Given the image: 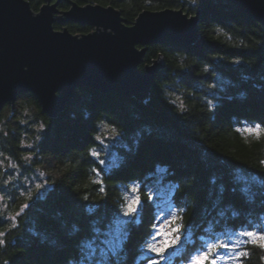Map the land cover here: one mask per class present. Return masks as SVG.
Masks as SVG:
<instances>
[{"label": "trees", "instance_id": "obj_1", "mask_svg": "<svg viewBox=\"0 0 264 264\" xmlns=\"http://www.w3.org/2000/svg\"><path fill=\"white\" fill-rule=\"evenodd\" d=\"M25 1L34 12L45 2ZM70 1L113 7L127 25L144 10L180 9L198 15L200 37L194 45L147 48L139 71L157 55L165 66L142 97L79 88L54 119L30 94L1 112L0 160L20 166L30 155V169H41L50 187L42 197L8 203L20 215L0 231L5 230L0 264H83L81 245L98 227L107 242L89 264H149L159 259L147 245L161 213L170 217L168 233L183 226L175 245L182 248L172 264H186L185 257L202 245L264 230V133L257 138L245 130L264 121V27L228 0ZM64 27L72 34L92 30ZM102 128L120 133L110 144L115 158L107 166L90 154L100 150L96 137ZM136 198L141 204L135 216H123ZM172 217L180 219L173 223ZM117 219L123 221L119 233L106 227ZM245 248L250 255L241 258L243 264H264V250L251 243L239 250Z\"/></svg>", "mask_w": 264, "mask_h": 264}, {"label": "water", "instance_id": "obj_2", "mask_svg": "<svg viewBox=\"0 0 264 264\" xmlns=\"http://www.w3.org/2000/svg\"><path fill=\"white\" fill-rule=\"evenodd\" d=\"M228 1L264 27V0ZM60 3L68 9L60 10ZM55 23L62 29L55 30ZM66 24L92 30L72 34ZM199 37L198 15L180 9L144 10L127 25L110 6L45 0L34 12L25 0H0V111L30 94L54 119L79 88L142 97L165 66L157 55L140 72L147 48L165 42L194 45Z\"/></svg>", "mask_w": 264, "mask_h": 264}, {"label": "snow or ice", "instance_id": "obj_3", "mask_svg": "<svg viewBox=\"0 0 264 264\" xmlns=\"http://www.w3.org/2000/svg\"><path fill=\"white\" fill-rule=\"evenodd\" d=\"M195 2L196 0H193L194 4ZM233 62L239 63L240 61L237 60ZM245 130L249 133L255 132L257 138H259L260 133H264V121L258 122L254 126L250 125ZM119 135L120 133L115 132V129H113V137H117ZM96 139L100 140V137H96ZM90 154L93 157H97L99 155V153L97 152H92ZM100 163L103 164L104 161H100ZM262 163H264V161H262ZM13 167H15V165H13ZM93 171H96V169H93ZM40 187H41L40 185L37 186L38 189ZM101 191H103V189H101ZM133 191H137L135 186H133ZM242 191L247 192L249 191V189L244 188L242 189ZM140 204L141 201L139 200V198L134 199L133 201L125 205L126 210L122 213V215L125 217H134ZM29 206L30 205L27 204L23 205L22 211L24 208H28ZM16 215L19 216L20 213H17ZM13 219H15V217ZM179 219H180L179 217H172L173 223H175ZM122 226H123V221L117 219L115 220L114 223H110L106 227L109 230L114 229L117 233H119ZM182 227H183L182 225H177L172 229L171 232L165 233L162 230L157 229L156 225H153V228L156 230L148 234L152 243H149L147 245V250L153 253L155 257H158L159 259H151L149 264H160V260L165 258L164 254L166 253V251L170 247L175 246L177 242L181 239L180 233ZM3 236L4 233H0V237ZM161 236L163 237V239L157 241V237H161ZM240 236L246 237L247 239L244 241H240L239 240ZM106 242H107V234L99 227L96 228L93 238L89 241L82 243L79 259H82L83 264H89V260L94 259L95 252L103 248ZM241 243L244 244L251 243L254 247H259L261 250H264V230L241 231L237 234L236 240L216 241L215 243L208 244L206 247L202 245L201 248L198 249L194 255L185 257V259L188 261V264H218V261L221 259L225 261V264H228V261H233L234 264H243L241 258L242 257L247 258L250 255V253L246 248L243 251L239 250ZM4 244H5V240L0 238V245H4ZM221 249H223L224 252H227L228 255L227 256L222 255L220 251ZM73 259L75 260L78 258L74 257ZM96 264H102V261H96Z\"/></svg>", "mask_w": 264, "mask_h": 264}, {"label": "rangeland", "instance_id": "obj_4", "mask_svg": "<svg viewBox=\"0 0 264 264\" xmlns=\"http://www.w3.org/2000/svg\"><path fill=\"white\" fill-rule=\"evenodd\" d=\"M100 140H97L101 145L100 150H96L94 152L99 153L100 161H104L103 166L110 165L114 162V154L110 149V144L113 143L115 137H113L112 132H108L106 129L102 128ZM23 148L30 149L29 145H22ZM30 161L31 156L26 155L23 158V164L18 166L17 163L11 161L10 159L5 158L4 160H0V170L4 171L5 177L3 178L0 184V231L6 227H8L9 223L13 224L14 217H16L18 212H11L8 210V203L13 201V198H26L28 200H32L33 198L42 197L44 192L49 189V184L47 182L46 176L44 172L39 168H31L30 169ZM15 165V167H13ZM41 187L38 189L37 186ZM11 195V196H10ZM13 196V197H12ZM170 217L169 215L163 220V225L160 224L159 228L162 231H166L169 228ZM12 227V225H10ZM160 230V229H159ZM5 234V230H3ZM242 237L239 238L240 241ZM160 238H157L159 241ZM236 240V239H232ZM152 243V242H151ZM241 243L240 245H243ZM223 251V250H222ZM224 252V251H223Z\"/></svg>", "mask_w": 264, "mask_h": 264}, {"label": "flooded vegetation", "instance_id": "obj_5", "mask_svg": "<svg viewBox=\"0 0 264 264\" xmlns=\"http://www.w3.org/2000/svg\"><path fill=\"white\" fill-rule=\"evenodd\" d=\"M23 95H25V94H23ZM21 96H22V95H21ZM21 96L17 97L15 103L17 102V100H18ZM15 103H14V106H13V107H11L9 104H6V105L1 109L0 114H1V112L4 113V114H7V112L9 111V108H10V110L12 111V110L15 108ZM11 113H12V112H11ZM3 126H4V125H1V124H0V131H2V130L4 129ZM4 130H5V129H4ZM0 169H1V168H0ZM4 175H5V174H4V171H3V170H0V179H1V177H3ZM0 233H1V232H0Z\"/></svg>", "mask_w": 264, "mask_h": 264}]
</instances>
